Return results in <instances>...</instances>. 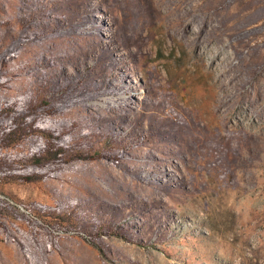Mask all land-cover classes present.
I'll list each match as a JSON object with an SVG mask.
<instances>
[{
	"label": "rangeland",
	"instance_id": "374dc122",
	"mask_svg": "<svg viewBox=\"0 0 264 264\" xmlns=\"http://www.w3.org/2000/svg\"><path fill=\"white\" fill-rule=\"evenodd\" d=\"M0 264H264V0H0Z\"/></svg>",
	"mask_w": 264,
	"mask_h": 264
},
{
	"label": "trees",
	"instance_id": "16d2710c",
	"mask_svg": "<svg viewBox=\"0 0 264 264\" xmlns=\"http://www.w3.org/2000/svg\"><path fill=\"white\" fill-rule=\"evenodd\" d=\"M10 59H12V58L10 57Z\"/></svg>",
	"mask_w": 264,
	"mask_h": 264
}]
</instances>
